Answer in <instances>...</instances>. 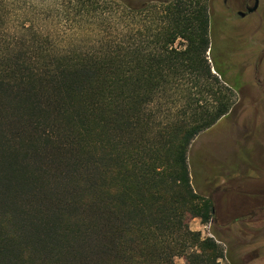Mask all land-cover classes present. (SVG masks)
<instances>
[{"label":"trees","instance_id":"16d2710c","mask_svg":"<svg viewBox=\"0 0 264 264\" xmlns=\"http://www.w3.org/2000/svg\"><path fill=\"white\" fill-rule=\"evenodd\" d=\"M214 25L207 0H0V264L225 258L187 225L215 209L190 148L241 89Z\"/></svg>","mask_w":264,"mask_h":264},{"label":"rangeland","instance_id":"374dc122","mask_svg":"<svg viewBox=\"0 0 264 264\" xmlns=\"http://www.w3.org/2000/svg\"><path fill=\"white\" fill-rule=\"evenodd\" d=\"M207 1L212 11L211 0ZM254 23V19H249L240 25L246 36H250ZM232 31L230 28L229 34ZM212 38L214 40L213 36ZM221 54L222 50H216L217 56ZM230 76L232 75L229 74L228 77ZM236 102L228 122L223 124V119L214 128L201 134L193 143L188 155L196 192L211 198L217 188L222 189L220 195L215 198L219 213L218 225H204L200 219H191L187 225L190 232L200 233L202 239H214L225 251V258L218 264H230L229 258H226L227 253H236L241 264H264V203L259 204V214L263 213V219L259 222H251L252 218L249 216L242 222L227 219L231 214L229 211L232 212L231 204L235 203L234 197L245 192H249L252 197H257V192L264 193V130H256L253 120L256 118L258 105L256 102L245 103L242 107L241 96L237 97ZM248 108L255 110L251 117L253 121L249 120L250 123L245 119L249 116ZM215 233L219 237L218 240ZM193 252L196 253L197 250L194 249ZM175 264H189V261L184 257L177 258Z\"/></svg>","mask_w":264,"mask_h":264},{"label":"flooded vegetation","instance_id":"af4514ba","mask_svg":"<svg viewBox=\"0 0 264 264\" xmlns=\"http://www.w3.org/2000/svg\"><path fill=\"white\" fill-rule=\"evenodd\" d=\"M210 4L211 13L215 19V25L211 29L214 37L213 44L218 50L220 49L218 46L221 45L224 52L217 57L224 59L227 56L225 51H231L230 61L234 65L244 66L241 76L237 79L241 83L238 96H241L242 107L245 103H257L256 118L253 120H255V129L262 131L261 129L264 130V0H211ZM249 19H254L255 23L250 36H246V33L240 29V25ZM230 28L233 31L229 34ZM227 41L233 42L234 45ZM228 80L236 81L234 77H228ZM254 111V108H248L247 115L250 117H245L248 123H250L249 120L253 121L251 117ZM243 190L246 191V189ZM221 191L222 189L217 188L214 196L211 197L215 209L214 218L210 224L214 227L218 225L219 214L215 198L220 195ZM262 195L264 193L257 192V197H252L249 192H245L241 196L234 197L235 203L232 202V212L229 211L231 214L227 219L242 222L245 217L249 216L252 218L251 222L261 221L263 213L259 214V204L264 203ZM215 237L218 240L216 233ZM226 258H229L230 264H241L240 257L236 253H227Z\"/></svg>","mask_w":264,"mask_h":264},{"label":"water","instance_id":"95a60500","mask_svg":"<svg viewBox=\"0 0 264 264\" xmlns=\"http://www.w3.org/2000/svg\"><path fill=\"white\" fill-rule=\"evenodd\" d=\"M128 1H143V0H128Z\"/></svg>","mask_w":264,"mask_h":264}]
</instances>
